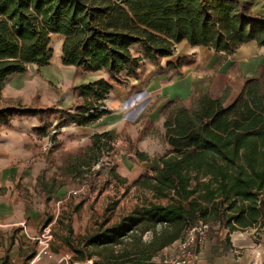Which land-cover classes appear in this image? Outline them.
I'll return each mask as SVG.
<instances>
[{
  "label": "trees",
  "instance_id": "obj_1",
  "mask_svg": "<svg viewBox=\"0 0 264 264\" xmlns=\"http://www.w3.org/2000/svg\"><path fill=\"white\" fill-rule=\"evenodd\" d=\"M255 0H0V93L13 73L28 64H48L53 56L51 35L65 36L62 60L83 70H105L100 78L75 87L81 96L75 109L56 105L41 108L4 107L0 124L16 116H37L47 122L59 114V126L96 120L106 109L87 115L94 99L105 98L130 78H142L144 57L163 67L162 57L175 52L186 39L232 53L250 40L264 44V13L254 11ZM140 45L141 54L133 51ZM188 62L185 56L166 65ZM222 96L205 92L189 106L170 101L164 120L172 146L139 182L157 199L134 205L111 225H100L79 239L68 226L65 243L76 258L91 256L92 246L111 247L101 264H156L158 250L181 238L199 219H212L231 229L250 225L264 215V63L247 76L237 97L225 104ZM47 120V121H46ZM56 134L52 135L56 139ZM113 136L97 132L82 154L77 151L70 169L86 179ZM141 158L149 156L137 150ZM86 166V167H85ZM110 173L122 178L114 165ZM152 231L150 239L143 234ZM121 245L120 249H114ZM99 264V261H96ZM0 264H8L5 256ZM25 264V261L20 263Z\"/></svg>",
  "mask_w": 264,
  "mask_h": 264
},
{
  "label": "crops",
  "instance_id": "obj_2",
  "mask_svg": "<svg viewBox=\"0 0 264 264\" xmlns=\"http://www.w3.org/2000/svg\"><path fill=\"white\" fill-rule=\"evenodd\" d=\"M253 10L264 13V0H255ZM51 38V45L54 39L56 43L52 45L50 62L45 65L31 62L27 70L8 76L0 93V109L56 105L72 110L81 98L75 94V87L102 77L108 78L105 70L87 71L75 64L64 63L62 44L65 36L53 33ZM180 45L187 52L194 53V59L177 68L159 72L151 61L148 70L144 71L141 66L142 78H130L128 83L112 89L127 86L126 91H130L134 99L129 98L122 107H111L109 112L89 123L73 125L69 124L70 121L56 134V139L48 134L57 120L44 122L37 116L25 115L13 117L8 124H0V263L7 256L8 264L24 261L25 264H93L88 257L76 258L65 244L58 250L53 249L54 258H45L43 262L32 260L38 248L35 235L45 224H53L59 215L60 203L66 200L72 187L63 178L75 174L70 169L73 155L77 151L84 154L95 133L107 131L112 135L119 131L121 125H127L129 116L125 113L128 110L135 115V121L138 120L127 125L132 130L129 131L131 139L137 140V144H133L129 152H120L115 170L126 181L140 166L151 170L160 165V155L149 152L145 144L146 135H137V129L141 127L139 118L164 122L167 113L164 108L170 101L187 104L205 92L222 96L228 89L225 101L230 103L237 97L245 78L255 74L258 66L264 63V44H258L256 40L241 43L232 53L205 45H192L186 39ZM136 54H141L140 50ZM163 60L174 61L170 57ZM163 62L165 66L166 62ZM112 100L110 103L114 106ZM54 140H59L62 147L53 144ZM168 148H171L169 143ZM137 149L152 156L141 158L136 153ZM61 155L64 158L61 159ZM83 205L86 206L87 201ZM72 225L75 227L74 221ZM197 250L201 264L264 261V215L250 225L234 229L219 223L211 224L207 239Z\"/></svg>",
  "mask_w": 264,
  "mask_h": 264
},
{
  "label": "rangeland",
  "instance_id": "obj_3",
  "mask_svg": "<svg viewBox=\"0 0 264 264\" xmlns=\"http://www.w3.org/2000/svg\"><path fill=\"white\" fill-rule=\"evenodd\" d=\"M181 41L175 44V52L177 54H175L174 52V54L172 55L162 57L161 60L164 61L163 63L166 62L165 60H163L165 57L173 58L175 61L181 56L183 52L184 53L182 55L185 56L188 62L194 59V53H191L190 51L187 52L186 48H181ZM53 43H56L55 39L53 40ZM178 48H181L182 50H178ZM139 50L140 45L137 44L133 47L134 52H138ZM150 61L151 60L147 57L143 58L142 69L144 71L148 70L151 64ZM170 67L171 66L167 65H163V67L154 66L157 72L167 70ZM126 89L127 86L116 87L114 90H111L105 98L100 100H92L93 104L91 105L87 115L99 112L103 109H106V111L109 112L111 110V107H117V105H120V107H122L124 103L129 100V98L133 97V95L131 96V93H129L130 91H126ZM111 98L113 99L112 105L114 106H111ZM192 103V100L188 101L187 105L190 106ZM225 104H229V102L225 101ZM171 108V105H168V107H166V115L170 113ZM73 109L75 108H72V110ZM125 114L129 116L127 117V125L133 122L136 123L138 121H135V115H131L130 111L127 110ZM60 118L61 117L59 114H53L48 121L46 120L47 122H50L51 120H57V123L53 125V127L51 128V133H49L48 135L51 134L52 136V134L54 133H59V131L63 129V127L65 128V124L59 126ZM139 120L141 127L137 129V135H139V137L144 135L148 137L145 140V144L149 149V152L152 155L156 154L160 156L167 153L171 148H168L169 142L165 135L164 123H159V121H149L147 117L139 118ZM69 124L77 125L82 123H79L77 121H74L73 123L71 121ZM127 125L123 124L121 125L118 132H113L112 135L114 136V138L111 140L113 147L109 150L104 151L100 162L96 163V165L92 168V171L85 172L86 179H82V176L77 174L64 176L63 179L69 182L72 187H70L67 192L68 196L66 200L60 203L59 215L51 225L54 235L52 241L53 249L58 250L59 248L63 247V244L71 249V247L65 243V237L68 232V226L71 225L73 227L72 221H74L75 225V227H73V235L76 239H79L81 235L95 231L102 224L105 226L111 225L112 223L117 221L122 214L129 211L136 204H142L146 201L151 200H160L162 202L167 201L166 198L157 199L156 197H154L152 191L148 187L144 186L141 182H139V179H141V177H143L148 172H152V170H146L142 166H140L139 169L134 172L133 176L131 178H128V181L119 179L117 176H114L110 173V168L113 165L115 168H117V163L120 158V152H129V150L133 148V144H137V140L131 139L129 131L132 130H129ZM134 133V135H136V131ZM139 137L138 141L140 140ZM52 143L60 145V147H62L59 140H54ZM147 155L150 158V155ZM60 158L62 159L64 158V156L61 155ZM83 183L88 184L89 189L82 194H72L71 190L80 187ZM84 201H87L86 206L83 205ZM208 221L212 225L218 224L212 219H208ZM80 231H84V233L82 234ZM151 237V230H147L143 234L144 239H150ZM121 247V245H115L114 249H120ZM111 249L112 248L108 246L89 247L88 250L91 252V256H89L88 259H91L93 264H97L96 261H99V264H101L102 262H107V255L108 253H110ZM72 251L74 252L75 256L76 252L74 250ZM157 262L158 264H160L158 258Z\"/></svg>",
  "mask_w": 264,
  "mask_h": 264
},
{
  "label": "built area",
  "instance_id": "obj_4",
  "mask_svg": "<svg viewBox=\"0 0 264 264\" xmlns=\"http://www.w3.org/2000/svg\"><path fill=\"white\" fill-rule=\"evenodd\" d=\"M88 189V184L83 183L71 191L72 194H82ZM51 225L52 223L45 224L40 232L35 235L38 248L32 256L33 261L43 262L45 258L55 257L52 248L54 235ZM210 228L211 223L204 219H199L188 226L181 238L158 250L154 257L156 264H158L157 258L160 264H201L197 248L207 239ZM251 264H264V261H252Z\"/></svg>",
  "mask_w": 264,
  "mask_h": 264
}]
</instances>
